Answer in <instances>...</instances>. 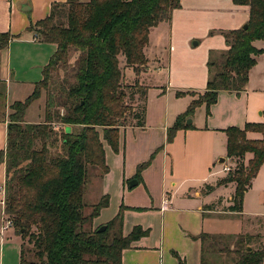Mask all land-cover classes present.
I'll return each instance as SVG.
<instances>
[{
	"label": "trees",
	"instance_id": "1",
	"mask_svg": "<svg viewBox=\"0 0 264 264\" xmlns=\"http://www.w3.org/2000/svg\"><path fill=\"white\" fill-rule=\"evenodd\" d=\"M231 1L248 7L247 27L221 31L227 48L207 61L205 90L167 128V141L178 129L191 126L186 120L202 104L207 117L220 90H244L249 70L256 63L255 55L264 53V0ZM180 6V0H65L53 2L49 14L28 28L41 41L54 43L56 49L32 92L12 102L9 113L5 104L2 111L7 117L6 145L0 150V164H5L3 213L15 233L31 244L25 249L20 242L19 264H122V251L149 234V228L140 225L123 234L124 206L105 224L104 231L86 228L108 206L109 197L101 195L86 215L83 192L92 179H101L108 171L102 138L117 152L120 127L144 126L148 86L139 76L147 67L149 31L170 20L172 11ZM9 39L8 32L0 33V47ZM257 39L263 41L260 49L253 45ZM71 50L77 51V56L70 66ZM121 63L135 74L128 85L122 82ZM67 65L70 73L48 92L43 121H25L28 107L42 89H49L51 73ZM127 89L140 94L143 103L139 105L136 99L129 104ZM52 92H56L55 97ZM185 93L195 94L177 91L176 95ZM223 131L226 156L234 167L216 185L234 184L230 204L224 210L240 213L243 195L264 162V122H247L243 128L228 126ZM247 132L259 136L251 139ZM247 154L251 157L246 161ZM152 158L153 154L137 166L135 178L140 180L141 171ZM213 206L211 203L207 209ZM233 236L235 242L230 248L227 241L231 235L201 232L197 237L200 264H206V251L227 254L231 264L264 262V225L262 232ZM214 245L219 246L215 249ZM174 255L179 264H185L176 252Z\"/></svg>",
	"mask_w": 264,
	"mask_h": 264
},
{
	"label": "rangeland",
	"instance_id": "2",
	"mask_svg": "<svg viewBox=\"0 0 264 264\" xmlns=\"http://www.w3.org/2000/svg\"><path fill=\"white\" fill-rule=\"evenodd\" d=\"M29 1V0H28ZM85 1V0H83ZM186 2V0H183ZM201 1V0H200ZM8 4H2L3 8L0 11V27L5 29L6 32L9 33V41L13 38L14 43L11 44L12 52L11 57L12 61L16 67V71L22 77L29 79L32 82H37L42 78V69L37 68L34 70H30V66L36 63H45V66L49 58L51 57L55 46L54 43L44 42V41H33V31L29 30L30 26H34L35 23L41 18L45 17L48 13L46 9L50 6V4H30L31 8L29 10L22 11V7L26 4H17L12 3V0H7ZM230 4V0H202L200 4ZM180 4L181 0H180ZM21 10H20V9ZM34 10V11H33ZM45 13V14H44ZM40 14H44L42 17H38ZM241 16L243 17V13L239 12H223L219 17L218 21L231 25H243L239 24L241 21ZM245 23V22H244ZM1 29V30H2ZM22 40H15V39ZM173 38V37H172ZM0 47V63L3 59V55L6 56L8 49L10 50V42ZM218 45L214 46H206L203 42L201 45H195L193 48L191 47V53L187 54V50H184L178 47L174 39H170L169 36V25L168 23H160L155 31L152 33V37L150 42L145 48V52L150 58L153 67L157 69L160 67L161 70H157L154 79H150L148 77L142 78V82L144 84H154L159 86H172V87H182L183 85L188 84L189 80H192V77L188 78L190 75L195 77V74L202 75L204 72V68L207 65V61L212 58H216L219 55L217 53L222 52L225 47V43L222 39L218 41ZM253 45L260 49L263 47V41L261 39H257L253 41ZM172 46V48H170ZM209 47V48H206ZM170 49L172 51H170ZM169 52H172L170 60V74H167V63H168V55ZM77 56V51L71 50L69 52L68 64L74 62ZM177 58V59H175ZM256 63L251 67L249 71V82L247 85V92L241 94L240 98H238L241 102V108L237 114V122L238 124H233V126L243 128L245 123L247 122H264V53H260L255 55ZM70 66L59 67L55 69L50 75L49 79V89H42L41 95L38 99L34 100L31 105L28 107L26 111L25 121L30 123L41 122L43 121L44 115V104L46 97L48 95L49 90L53 87H58L59 83L70 73ZM124 78L123 83L129 84L132 83L135 74L130 66H125L124 63H121ZM33 79V80H31ZM150 79V80H149ZM194 79V78H193ZM25 83V87L23 88V94L20 95L21 92L17 91V85L12 83L11 86L6 87V92L0 93V119L4 121L7 117L2 114L8 106L14 102L12 99H20L23 96H28L34 86L29 88L27 85L30 84V81L23 80ZM27 84V85H26ZM250 84V85H249ZM132 89H127V98L126 101L129 104H132L136 101L138 104H142L143 101L141 97H139L138 93H134L131 91ZM157 88L151 87L148 91V105L151 119L157 118L159 111L162 108L167 107L170 111H173L178 108V101L176 104H172L171 101L168 103V99L166 98L163 102L160 103L158 101ZM26 91V92H25ZM56 93V92H55ZM55 93H51L53 97H55ZM137 93V94H136ZM131 94V95H130ZM130 95V97H129ZM25 96V97H26ZM24 97V98H25ZM23 98V99H24ZM21 99V100H23ZM12 101L8 106L4 104L6 101ZM221 106L226 107L224 104ZM7 113L10 112L6 110ZM225 108L223 110V113ZM194 121L193 124H198L200 121L204 120V107L198 108L194 112ZM192 118L189 117L187 120ZM186 120V121H187ZM153 123V122H152ZM54 126H60L57 123H53ZM129 126V125H127ZM124 126V127H127ZM78 127H76V130ZM123 127H120V129ZM147 132V131H146ZM150 132V131H148ZM100 136L102 137V131L99 129ZM149 133L137 132L127 130L124 132L123 130H119V147L118 151L115 152L112 148L106 143V141L102 138L103 147L105 150L106 156V164L109 168L108 173L99 180V177H96L91 180V182L85 187L83 192V202L85 204L84 213L88 215L91 211L92 204H95L102 193H105L109 197V204L107 207L100 210L99 214L93 218L92 226L90 227L86 225V228H90L91 230L100 227L108 223L118 212L120 207L123 208V233L128 234L133 224V221H136L138 218H135L136 214L130 213L132 209L127 208L130 207V203H141L143 199L145 200L147 196V190L143 186L141 182L136 184L133 187L128 186L127 176L124 174V166L131 167L133 164V156L129 153V150L133 148H137L140 146V143L145 144L147 146L150 142H147L146 138ZM250 134V135H249ZM247 137L254 139L258 138L257 133L255 132H247ZM218 141L215 140V147L217 148ZM123 147H125V155L123 156ZM120 149V150H119ZM122 150V151H121ZM217 150L220 153H225V149L223 146V141L220 139V146H218ZM121 151V152H120ZM155 152V151H153ZM150 153L147 158H144L139 161V164L149 160L151 154H153V158L150 160V163L146 166H150L155 157L154 153ZM135 156L144 157V155H140L138 151L135 152ZM219 156V155H218ZM214 161V166L212 168L211 180H215L217 177L223 174V166L227 164L225 161L220 162L218 157ZM154 163L157 166L160 164L159 159H155ZM138 164V165H139ZM135 166V172L137 166ZM231 169L234 167V162L229 163ZM145 167V168H146ZM144 168V169H145ZM155 173V169H153ZM143 171V170H142ZM141 171V172H142ZM227 172H225L226 174ZM152 179V189L153 192L157 193L158 183L153 181L154 176H149ZM125 179V184L124 183ZM217 190L213 193L214 195L223 194L222 191H231V187L225 186H217ZM234 190V189H233ZM3 195L0 199H4V186H3ZM213 208L221 211H226L224 209L227 208V203L224 197H218L213 202ZM2 203H0V238L3 239L1 247H0V264H19L18 262V247L20 242L22 241L24 244V248L27 249L31 246L30 243L27 242V238L21 239L20 235L16 234V229L10 228V226H6L5 216H2ZM137 209V208H134ZM223 214V213H222ZM137 224H142L139 221L148 223L144 225L145 227H151L152 229H158V224L160 219L157 218V215H143L139 217ZM7 219V218H6ZM149 219V220H148ZM158 225V226H157ZM264 225V162L261 164L257 174L251 179L250 185L245 191L243 195L242 202V211L240 213H234L231 215H225L224 217H219L217 215H205L204 219V230L212 233V234H225L231 235L232 237H228L229 247L232 248L235 242V236L239 233H249L255 234L258 232H262ZM171 231L165 236L164 242L159 243L158 241V233L154 234V237L148 236L145 240L148 242H144V244H150L151 242H158L162 245V251H165L166 258L164 259V264H178V258L174 255V252L181 255L186 256L187 264H200V253H199V244L196 243L191 237H186L181 234L182 230L180 226L177 224V219H175L174 224H170ZM16 232V233H15ZM224 232V233H221ZM192 239V240H191ZM189 241L190 243H187ZM221 246L222 244L219 243ZM219 245H214L216 249ZM125 259L123 264H162V260L157 257L154 251H146L141 249H132L128 251L125 255ZM29 258H32L31 254H29ZM204 262L206 264H231V259L227 258V254L221 255L217 252L209 251L204 255Z\"/></svg>",
	"mask_w": 264,
	"mask_h": 264
},
{
	"label": "crops",
	"instance_id": "3",
	"mask_svg": "<svg viewBox=\"0 0 264 264\" xmlns=\"http://www.w3.org/2000/svg\"><path fill=\"white\" fill-rule=\"evenodd\" d=\"M64 1L65 0H12V3L16 2L17 4H27V10H29L31 8L30 4H50L51 6L53 2ZM181 3L182 4L179 8L174 9L172 11L170 20L162 21L160 23H168L170 39H174V42L178 47L187 50V54L191 53V47L193 48L195 45L202 46L201 42L206 44V46H214V44H220L218 43L220 39L224 41V37L221 34V31L240 28V25H232L231 27V25L229 24H224L218 21V17L223 12L229 11L243 13L244 16H241V21L239 24H244V22L246 23L249 16V10L247 6H236L232 3V1L230 4H200L202 3V0H186V2L181 0ZM2 4H8L7 0H0V11L3 8ZM50 6L45 11L47 12L48 10L47 15L49 14ZM44 14H40L38 17H42ZM160 23L150 29L148 43L150 42L152 33L155 31V29ZM1 29L2 27H0V33L6 32L5 29ZM33 34V41L40 40L38 38V35L36 36L35 32ZM15 40L20 41L22 39L18 38ZM9 42L10 50L8 49L6 56L3 55V59L0 63V93L6 92L7 98L8 96L6 87L11 86L12 83H14V85H17V91L21 92V95L23 94V88L25 87V82L23 80L30 81L29 79H26L17 73L16 67L11 57V44L14 43V39L12 38ZM54 46L56 49L55 44ZM170 48H172V46ZM226 48L227 45L225 43L224 50ZM170 51L172 50L170 49ZM171 54L172 52H169L168 63L166 67L167 74H170L169 72H171L170 60L171 62L174 61L170 57ZM145 55L147 57V67L146 70L142 71L139 76L141 82L142 79L146 77L154 79L156 71L158 69L161 70L160 67H157V69L153 67L152 62L146 52ZM44 64L45 63L43 62L36 63L30 66L29 68L30 70H34L39 67L43 68ZM190 77H192V80H189V85L185 84L182 87L168 86V83L170 81L167 82V86L165 87H158V85H150L146 83L148 89L144 126H127L119 129L120 131L123 130L124 132L131 129L134 132L137 131L149 133L147 135L146 140L150 143L147 146H145V144L140 143V146H137V148L129 150V153L133 156V163H131L133 165L131 167H127V169L124 166V174L127 176L128 179L126 180H128V182L129 180L135 178V166L139 164V161L144 158H147L150 153L155 151L153 152L155 154V157L152 161L153 164L143 169V171L141 172L140 180L135 178L138 181L137 184L141 182L147 190V196L145 200L143 199L141 203H130V207L126 206L127 208L132 209L130 213L136 214L135 218H138L136 221H133V226L139 225L137 224V222L140 219L139 217H142L143 215H157V218L160 219L158 224L159 226L157 225L158 229L155 230L151 227L144 226H147V224H149L150 222L145 223L139 221L140 223H142L140 224V226H142L143 228H149V234L132 242L129 248H126L122 251V264L124 259L126 258L125 255L127 254V252L131 251L132 249L154 251L157 257L160 256L159 258L162 260V264H164V259L166 258V255L165 251H162L161 249L162 245H160L159 243L164 242L165 236L168 234V232L171 231L170 224H174L175 219H177V224L182 230L181 234L186 237H191L193 240L196 241V243L199 244L200 247V241L199 239H197V237L201 232H207L204 230L205 215H217L219 217H224L225 215H231L235 213L231 211H221L215 208L207 209V206L213 203L218 197H224L227 205L230 204V198L234 191V184L227 183L226 185H221L225 187L229 186L232 190L222 191L223 194L214 195L213 193L217 190L216 188H218L216 182L225 176V171L222 172L223 174H221V176L217 177L215 180H211V171L214 166V161L218 155V157L224 158V161L228 165L232 162V160L226 156V135L223 129L228 126H233V124H238L237 114L242 105V102L238 98H240L241 94L247 92V85L249 81L247 82L245 89L240 91L239 93L220 90L218 93L217 101L210 106V113L207 117L205 116V105L202 104L198 107H204L203 122L200 121L198 124H193V114L192 116H190L192 118V121L190 122L191 126L178 129L175 132L173 139L171 141H167V128L173 124L177 115H179L186 109L187 105L194 97L204 92L208 77L207 65L205 66L202 75L195 74V77L190 75L188 78ZM34 83L35 82L30 81L29 85L26 84L28 86V88H26V91L27 89L29 90V88H32L34 86ZM151 87L158 89L155 91L158 93L157 97L160 103L163 102L166 98L168 99V103L171 101L172 104H176L178 101H180V103L178 104L179 109L170 111L168 106L165 108L163 107L162 110L159 111L157 118L151 119L148 105V91ZM177 91H192L195 94L193 96L191 94L185 93L184 95L177 96ZM25 96L20 99H12V101L21 100ZM12 101H6L5 106H8ZM221 104H224L226 107L221 106ZM224 108L225 111L223 113ZM6 110L8 109L6 108ZM6 131L7 119L5 118L4 121L0 119V150H3L6 145ZM257 136L259 135L257 134ZM216 139L218 141L217 148L218 146H220V139H222L225 153H220L215 147ZM136 151H138L141 156L144 155V157H140V159H138L139 156H135ZM122 155H125V147H123ZM250 157L251 155L247 154L245 160L247 161ZM155 159L160 160V164L157 167L154 163ZM152 167L153 169H155V173L153 172ZM107 173H105L103 177ZM152 175L154 176L153 181H156L158 183L157 185L159 191L157 193L153 192L152 189V179L149 178V176ZM4 181L5 164L1 163V196L3 195L2 192ZM123 184H125V179ZM206 186H212L213 189L208 191ZM103 194L105 193H102L101 195ZM0 203H2L3 205V199H0ZM2 216L4 217L3 206ZM10 228L13 229L12 226H10ZM156 232L158 233L157 238L160 242H151L150 244H144V242H148V240H145V238L149 235L154 237V234ZM1 238L0 247L3 241V239ZM187 243L190 242L187 241ZM19 249L20 245L18 247V262ZM178 255L181 257L184 263L187 264L186 256L183 255L182 252L181 255ZM262 264H264V262Z\"/></svg>",
	"mask_w": 264,
	"mask_h": 264
},
{
	"label": "water",
	"instance_id": "4",
	"mask_svg": "<svg viewBox=\"0 0 264 264\" xmlns=\"http://www.w3.org/2000/svg\"><path fill=\"white\" fill-rule=\"evenodd\" d=\"M28 9V5L26 4L25 6H23L22 7V10H27ZM247 27V23H244L243 25H242V28H246ZM191 122V120L190 119H188L187 121H186V123H190ZM70 131V127L69 126H67L66 127V132H69ZM219 161L220 162H224V158H220L219 159ZM137 179H135V178H133V179H131V180H129V182H128V186L129 187H133V186H135L136 184H137ZM105 228H106V225L104 224V225H101L100 227H98L97 228V231L98 232H102V231H104L105 230ZM249 248V247H248Z\"/></svg>",
	"mask_w": 264,
	"mask_h": 264
},
{
	"label": "built area",
	"instance_id": "5",
	"mask_svg": "<svg viewBox=\"0 0 264 264\" xmlns=\"http://www.w3.org/2000/svg\"><path fill=\"white\" fill-rule=\"evenodd\" d=\"M230 170H231L230 165L225 164V165L223 166V171L228 172V171H230ZM4 219H5L6 226H11V225H12V222H11L10 219H8V218H7V219L4 218Z\"/></svg>",
	"mask_w": 264,
	"mask_h": 264
}]
</instances>
